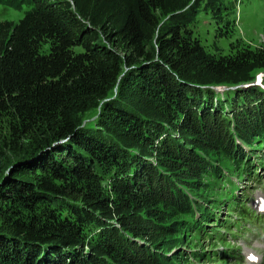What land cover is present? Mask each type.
Returning a JSON list of instances; mask_svg holds the SVG:
<instances>
[{
    "label": "trees",
    "instance_id": "trees-1",
    "mask_svg": "<svg viewBox=\"0 0 264 264\" xmlns=\"http://www.w3.org/2000/svg\"><path fill=\"white\" fill-rule=\"evenodd\" d=\"M0 3L32 6L0 20V264H172L185 190L218 172L209 159H241L231 129L264 136L261 88H209L254 81L264 43L219 55L192 37L221 0Z\"/></svg>",
    "mask_w": 264,
    "mask_h": 264
},
{
    "label": "rangeland",
    "instance_id": "rangeland-1",
    "mask_svg": "<svg viewBox=\"0 0 264 264\" xmlns=\"http://www.w3.org/2000/svg\"><path fill=\"white\" fill-rule=\"evenodd\" d=\"M221 3L224 6L221 11V22L215 23L209 12L200 10L197 13L194 22L189 26V31L192 34V37L196 38L202 45H204V48L207 51L213 54L226 55L243 45L252 48L264 43V0H221ZM31 7V4H23L20 8L13 9L0 4V20L6 19L15 22L22 16L24 11L29 10ZM225 21L227 22L226 25H224ZM101 40L104 39L101 37ZM104 42H106V45L113 50V45L111 46L110 42ZM46 48L47 44H44L42 50ZM124 72H127V70H124L123 73ZM94 113V111L89 112V114L93 115ZM93 117L94 116L87 117L85 121L91 120ZM0 136H6L4 121H2V119H0ZM14 154L15 153L13 152L6 153L3 173L7 171V167L12 161L17 160L18 156ZM10 160L11 162L9 163ZM261 177L262 178L258 182H245L244 180L239 182L236 181L234 176H231V180L238 186L236 193H239L242 190L241 187L245 186V191L248 192V197L251 198V200H254L256 199V195H264V172L261 173ZM202 180L207 182L210 181L205 175L202 176ZM225 186H227V182L222 180L219 185V192L215 195L219 196L221 192L225 191ZM220 215H224L223 212H221ZM167 221H169V219H167ZM248 223L253 229L251 234V246L255 247L254 242L256 241L264 244V240L261 236L262 230L260 229V226H262L264 222L257 223L250 219L248 220ZM171 235L169 234V236ZM184 238L185 239H183L179 246L171 248L168 251L170 253H180L183 249L190 248V245L188 244L190 236ZM174 241L175 240L173 239H167L164 241V244L171 246ZM256 252L259 255L264 254V251L260 249Z\"/></svg>",
    "mask_w": 264,
    "mask_h": 264
},
{
    "label": "bare ground",
    "instance_id": "bare-ground-1",
    "mask_svg": "<svg viewBox=\"0 0 264 264\" xmlns=\"http://www.w3.org/2000/svg\"><path fill=\"white\" fill-rule=\"evenodd\" d=\"M214 88H218V87H214ZM185 259V258H184ZM176 261V260H175ZM181 261H184V260H181ZM175 264H183V263H178L177 261H176V263Z\"/></svg>",
    "mask_w": 264,
    "mask_h": 264
}]
</instances>
